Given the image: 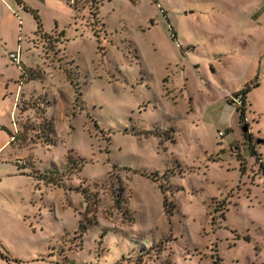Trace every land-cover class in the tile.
Returning a JSON list of instances; mask_svg holds the SVG:
<instances>
[{
	"label": "rangeland",
	"instance_id": "rangeland-1",
	"mask_svg": "<svg viewBox=\"0 0 264 264\" xmlns=\"http://www.w3.org/2000/svg\"><path fill=\"white\" fill-rule=\"evenodd\" d=\"M72 6L0 59V264H264V0Z\"/></svg>",
	"mask_w": 264,
	"mask_h": 264
},
{
	"label": "crops",
	"instance_id": "crops-1",
	"mask_svg": "<svg viewBox=\"0 0 264 264\" xmlns=\"http://www.w3.org/2000/svg\"><path fill=\"white\" fill-rule=\"evenodd\" d=\"M73 0H0V59L7 60L12 53H15L18 47L22 48V29L25 21L33 15L25 7L36 10L42 21L46 15H51L57 21L59 16L75 15ZM34 18V17H33ZM58 25L57 22H55ZM57 29V28H56ZM45 30V29H44ZM52 30L51 32H54ZM45 32H48L45 30ZM19 75V74H18ZM9 77V76H8ZM0 76V113H6L1 102L5 103L7 91L9 88L8 79ZM20 77V75H19ZM10 136L8 133L0 130V151L10 146ZM18 174L28 175L26 171L17 166Z\"/></svg>",
	"mask_w": 264,
	"mask_h": 264
},
{
	"label": "trees",
	"instance_id": "trees-1",
	"mask_svg": "<svg viewBox=\"0 0 264 264\" xmlns=\"http://www.w3.org/2000/svg\"><path fill=\"white\" fill-rule=\"evenodd\" d=\"M25 8H26V10L28 12H30L33 15V17H34V19H35V21L37 23V31H36V33H39V34L40 33H44V31H45L44 30V25H43V22H42V19H41L39 13L36 10L32 9V8H29V7H25ZM172 32H173V34H175L174 31H172ZM23 71H25V77H22L23 79H25L26 81H31V80L35 79L34 75L30 74V71L28 69H26L25 67H23ZM249 92H250V89H245L244 91L237 92L234 95V98L240 97L241 101H242V104L240 105V107L238 109V112L240 113V121H242V122H245V109H246V104H247V95H248ZM230 102L231 103H235V101H233V100L230 101ZM150 135H151V132L150 133L149 132L146 133L147 137H149ZM19 138L21 139L22 137H19ZM21 141H24L23 138L21 139ZM23 144H25V143H23ZM81 161H82V159H81ZM67 164L68 165L77 166L79 163L75 162V160L73 159L72 156H68ZM83 167H84V163H81L80 169H82ZM130 170H132V169H130ZM135 172L137 174L142 175L143 177H146V178H154L155 175L158 176L157 173L156 174L155 173H148L146 171H135ZM37 178H38V180L44 181L46 184H52V185H55L57 187H61L62 186L63 179L61 177H59V176H56V170H49L46 173H43V174L39 175ZM77 190L81 191L84 195L86 194V191L80 190V188L77 189ZM119 198H120V196H119ZM164 207H165V211L168 214H172V210L171 209L169 210L168 207H167V201H165ZM88 225H89V223L88 224L80 223L79 231H80L81 235H83L88 230ZM51 255H53V254H51ZM1 256H3V255H1ZM58 264H66V263H58ZM68 264H75V263L74 262H69ZM162 264H171V263L165 262V263H162Z\"/></svg>",
	"mask_w": 264,
	"mask_h": 264
},
{
	"label": "built area",
	"instance_id": "built-area-1",
	"mask_svg": "<svg viewBox=\"0 0 264 264\" xmlns=\"http://www.w3.org/2000/svg\"><path fill=\"white\" fill-rule=\"evenodd\" d=\"M73 2V1H72ZM18 52L16 51L15 53H12L11 55H10V57H11V59L14 61V62H16V63H20V64H22V62H21V60H20V54H21V47H19L18 48ZM235 102H237L239 105H241L242 104V101H241V98L240 97H237V98H235ZM19 163H21V162H19Z\"/></svg>",
	"mask_w": 264,
	"mask_h": 264
},
{
	"label": "water",
	"instance_id": "water-1",
	"mask_svg": "<svg viewBox=\"0 0 264 264\" xmlns=\"http://www.w3.org/2000/svg\"><path fill=\"white\" fill-rule=\"evenodd\" d=\"M247 131H248V127L245 126V127H244V132H247Z\"/></svg>",
	"mask_w": 264,
	"mask_h": 264
}]
</instances>
